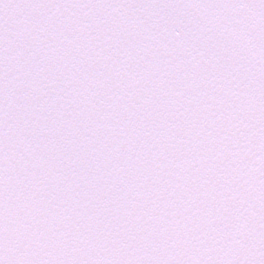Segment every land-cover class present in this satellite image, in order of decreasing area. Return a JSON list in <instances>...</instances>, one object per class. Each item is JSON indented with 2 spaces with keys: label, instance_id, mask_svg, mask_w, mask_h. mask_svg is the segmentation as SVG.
Segmentation results:
<instances>
[{
  "label": "snow or ice",
  "instance_id": "1",
  "mask_svg": "<svg viewBox=\"0 0 264 264\" xmlns=\"http://www.w3.org/2000/svg\"><path fill=\"white\" fill-rule=\"evenodd\" d=\"M0 264H264V0H0Z\"/></svg>",
  "mask_w": 264,
  "mask_h": 264
}]
</instances>
